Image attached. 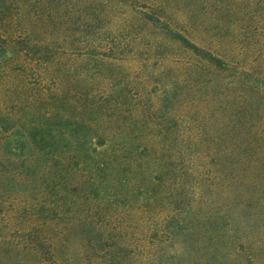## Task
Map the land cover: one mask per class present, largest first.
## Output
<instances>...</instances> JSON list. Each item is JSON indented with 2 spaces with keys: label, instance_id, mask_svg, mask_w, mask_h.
<instances>
[{
  "label": "trees",
  "instance_id": "16d2710c",
  "mask_svg": "<svg viewBox=\"0 0 264 264\" xmlns=\"http://www.w3.org/2000/svg\"><path fill=\"white\" fill-rule=\"evenodd\" d=\"M212 7L262 17L223 42ZM263 32L264 0H0V264H264Z\"/></svg>",
  "mask_w": 264,
  "mask_h": 264
},
{
  "label": "rangeland",
  "instance_id": "374dc122",
  "mask_svg": "<svg viewBox=\"0 0 264 264\" xmlns=\"http://www.w3.org/2000/svg\"><path fill=\"white\" fill-rule=\"evenodd\" d=\"M225 3H228V1H231V0H224ZM211 14H209L207 17V23L208 25L210 26L209 29H211V31H209V34H212V35H216L218 38H220L223 42L226 41V36H227V27H228V21L229 20H235V21H238L239 22V27L241 25H245L246 23H252L251 21H258L261 19L262 15L261 14H258V13H255L253 11V13H250L248 14L244 19H239V18H235V16H233V19L230 17L232 16V13L231 12H221V10H218V9H213V7L211 8ZM108 20V19H107ZM106 20V21H107ZM109 21V20H108ZM247 21V22H246ZM249 21V22H248ZM105 23V22H104ZM107 24V22L105 23ZM110 24V23H109ZM139 27H136V32L135 33H146V30H143V28L140 26V25H137ZM106 29H103L100 33V37L103 39V40H107V39H110L112 37H115L116 39H121V36L123 37L125 33L123 32H115V33H112ZM254 36L251 34H249L252 41H259V36L257 35V33H253ZM264 34V32H263ZM251 42V41H249ZM261 42V40L259 41ZM256 43L255 46H256V50H251V52H248L247 54H244L242 59L243 61L246 63V65H248V68L250 69L249 72H250V81L251 83H264L263 81H260L259 80V76H261L262 73H264V40L261 42V43ZM144 58V57H143ZM242 61V62H243ZM106 72L108 73H111V71H109L108 69H111L112 71H114V73H120V71H123V67L122 66H114V65H111L110 62H107L106 64ZM233 74V72L231 73H228L226 75L224 80H219L215 83H232V81L230 79H226L227 77L231 76ZM137 79V80H136ZM136 79L135 81L137 82H140L139 81V77L136 76ZM261 79V78H260ZM259 80V81H258ZM109 81V80H108ZM107 81V82H108ZM164 80L160 81L161 83L164 82ZM118 82V81H116ZM239 83V82H237ZM260 224L264 221L263 220H259L258 221Z\"/></svg>",
  "mask_w": 264,
  "mask_h": 264
}]
</instances>
